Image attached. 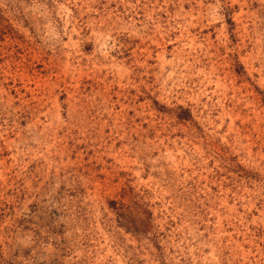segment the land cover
Segmentation results:
<instances>
[{"label":"rangeland","instance_id":"1","mask_svg":"<svg viewBox=\"0 0 264 264\" xmlns=\"http://www.w3.org/2000/svg\"><path fill=\"white\" fill-rule=\"evenodd\" d=\"M0 264H264V0H0Z\"/></svg>","mask_w":264,"mask_h":264}]
</instances>
